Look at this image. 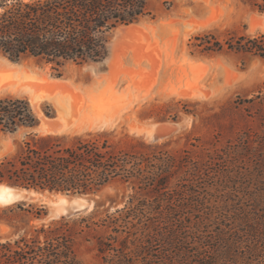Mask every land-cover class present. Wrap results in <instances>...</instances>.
<instances>
[{"label":"rangeland","instance_id":"1","mask_svg":"<svg viewBox=\"0 0 264 264\" xmlns=\"http://www.w3.org/2000/svg\"><path fill=\"white\" fill-rule=\"evenodd\" d=\"M148 7L152 16L112 31L107 60L67 63L59 76L35 59L0 55V96L29 99L40 118L33 132L54 133L42 119L57 117L56 133L68 138L100 134L120 147L141 140L153 163L166 152L175 158L164 168L166 188L116 180L97 193L66 196L64 208L56 204L61 193L28 191L30 197L0 204V242L15 245L36 227L66 221L63 231L82 264H180V256H191L200 239L224 226L220 221L233 230L239 224L228 206H241L257 182L242 146L248 134L262 133L264 98L246 99L264 94V59L225 45L203 50L195 37L223 42L264 33V11L252 0H148ZM50 81L57 85L44 83ZM28 132L0 131V159ZM131 195L146 204L112 222ZM71 198L85 202L75 206ZM225 215L229 220H221Z\"/></svg>","mask_w":264,"mask_h":264},{"label":"trees","instance_id":"2","mask_svg":"<svg viewBox=\"0 0 264 264\" xmlns=\"http://www.w3.org/2000/svg\"><path fill=\"white\" fill-rule=\"evenodd\" d=\"M252 2L264 11V0ZM146 16H152L148 0H0V55L12 61L35 59L49 64L59 76L67 63L82 65L103 60L109 53L112 31ZM195 39L200 40L195 44L203 50L220 51L225 45L229 50L264 59V33L232 36L223 42L207 41V37ZM260 92L246 101L264 98ZM44 114L53 116V108L46 107ZM260 121L262 133L248 134L242 146L243 156L251 163L250 175L257 182L241 206L233 201L228 206L231 212H237L239 224L233 230L230 224L220 221L218 224L224 226L200 239L191 256H180V264H264V114ZM39 123L27 97L0 96V131L30 130L14 153L0 159V182L81 194L97 193L116 180L140 188H166L164 168L175 163L166 152L153 163L144 141L120 147L100 134L68 138L65 134L31 131ZM177 162L180 164V160ZM153 174L158 175L154 182ZM145 204L144 200L135 202L131 195L125 206L115 210L111 221L126 219L134 207ZM221 220L229 219L225 215ZM66 223L36 227L30 240L21 236L15 245L0 242V264H82L63 231ZM243 247L244 253L237 254Z\"/></svg>","mask_w":264,"mask_h":264},{"label":"water","instance_id":"3","mask_svg":"<svg viewBox=\"0 0 264 264\" xmlns=\"http://www.w3.org/2000/svg\"><path fill=\"white\" fill-rule=\"evenodd\" d=\"M108 58H109V55H107L102 61H105ZM14 62H17V61H14ZM44 120L46 121L45 124H47V126L52 131H57V130L61 129V127H62V124L58 119L48 118V119H44ZM39 126H40V124L36 128H39ZM27 190L37 191L35 189H28L25 187H19V186L11 185V184L6 183V182H0V203H5L9 199V197L17 198L18 200L25 198V197H28V193L25 192ZM52 192H59V191H52ZM60 193H64L67 196L72 194L70 191H65V192H60ZM14 202H12V203H14Z\"/></svg>","mask_w":264,"mask_h":264},{"label":"bare ground","instance_id":"4","mask_svg":"<svg viewBox=\"0 0 264 264\" xmlns=\"http://www.w3.org/2000/svg\"><path fill=\"white\" fill-rule=\"evenodd\" d=\"M130 25V24H129ZM124 27H126L125 25H124ZM124 27H120V31H122V30H124L125 28ZM130 28V27H129ZM128 27L126 28V29H129ZM4 57V56H3ZM6 58V57H5ZM8 59V58H7ZM14 62V61H13ZM9 63H12V62H9ZM13 64V63H12ZM11 65V64H10ZM5 78V77H4ZM7 81V80H6ZM7 83V82H6ZM44 83H51L53 86H56L57 85V82L56 81H50V82H44ZM5 85V82H3V83H0V88L1 87H3ZM9 85V84H8ZM37 85H39V84H37L36 83V86ZM10 86H12L11 84H10ZM7 87V86H6ZM6 87H5V89H6ZM9 87V86H8ZM39 86H37V88H38ZM4 88V87H3ZM35 90V89H34ZM37 90V89H36ZM33 94H35V92L33 93ZM45 94V93H44ZM42 95V94H41ZM34 97L36 96V95H33ZM39 96V95H38ZM45 96V95H44ZM43 97V96H42ZM55 119H58L57 117L55 118ZM59 120V119H58ZM49 121V120H48ZM42 122H43V124H44V128L46 129V130H50V131H52L48 126H47V124H45V120L44 119H42ZM60 130V129H59ZM59 130H57V131H53L54 133H56V132H58ZM28 191H33V190H27V191H25V192H27L28 193ZM56 193H60V192H56ZM31 196V194H29L28 193V197H30ZM67 195H65L64 193H61V195H60V197L58 198V200H57V207H63L64 208V205L67 203V201H69L68 199H67V197H66ZM16 200H18L17 198H13V197H9V199L5 202V203H0V204H6V203H9L10 204V202L12 203V202H14V201H16ZM71 202H72V204L74 203V204H76L75 206H82L83 204H84V202H85V200H80V201H78L76 198H71Z\"/></svg>","mask_w":264,"mask_h":264}]
</instances>
